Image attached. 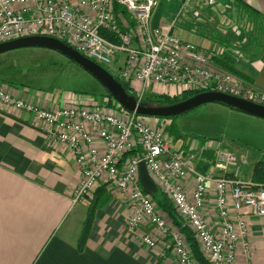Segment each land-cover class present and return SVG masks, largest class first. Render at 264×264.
<instances>
[{
    "label": "built area",
    "instance_id": "built-area-1",
    "mask_svg": "<svg viewBox=\"0 0 264 264\" xmlns=\"http://www.w3.org/2000/svg\"><path fill=\"white\" fill-rule=\"evenodd\" d=\"M159 4L160 0H0V43L27 36L61 39L106 69L117 63L116 77L134 87L138 83L140 101L146 87L169 93L178 86L264 105V91L214 64L215 51L182 36L179 17L186 2L170 20L162 18L156 24ZM106 102L47 107L0 86L1 104L30 113L51 144H64L74 153L81 171L74 203L85 201L105 183L125 195L130 232L153 226L141 235L143 244L154 248L162 243V256L173 253L171 264H201L184 231L144 191L139 169L144 162L210 264H235L240 246L249 252L244 210L264 216V186L241 178L239 155L218 148L208 169L199 171L195 154L173 148L168 123ZM211 194L216 222L205 213Z\"/></svg>",
    "mask_w": 264,
    "mask_h": 264
},
{
    "label": "crops",
    "instance_id": "crops-1",
    "mask_svg": "<svg viewBox=\"0 0 264 264\" xmlns=\"http://www.w3.org/2000/svg\"><path fill=\"white\" fill-rule=\"evenodd\" d=\"M213 1L215 4L207 11L193 12L202 8V0H194L197 6L193 9L190 0H167L161 19L170 20L186 2L179 17L182 36L215 51L214 64L225 68L218 62L224 60L234 68L229 71L264 91V0ZM171 7L175 14L170 18ZM0 86L47 107L78 101L52 98L8 79H0ZM172 137L173 148L196 155L197 168L202 172L214 159L215 150L226 148L211 146L206 140L177 145L180 137ZM234 152L241 164L248 162L247 153ZM243 170L242 165L241 178L251 181L252 169L247 176ZM80 178L74 153L66 145L51 144L34 125L30 113L0 103V264L172 263L171 251L161 255L162 243L149 248L141 242V235L150 232L153 226L146 225L138 232L127 229L126 197L107 184L110 200L95 210L87 239L81 246L79 240L90 200L105 183L85 201L74 203L72 194ZM244 211L250 229V250L247 252L240 246L235 264H264V216ZM205 213L212 222L218 221L213 194Z\"/></svg>",
    "mask_w": 264,
    "mask_h": 264
},
{
    "label": "rangeland",
    "instance_id": "rangeland-1",
    "mask_svg": "<svg viewBox=\"0 0 264 264\" xmlns=\"http://www.w3.org/2000/svg\"><path fill=\"white\" fill-rule=\"evenodd\" d=\"M202 1L203 9H196L193 12L207 11L215 4L213 0ZM190 3H193L190 9L197 6L194 0H190ZM171 10L168 12L170 18L173 16L174 7H171ZM196 23L198 22L194 24ZM106 67L113 75H118L117 63ZM0 79L25 84L33 91L62 100L78 99L104 105L108 99L106 88L90 72L61 52L44 47H27L1 53ZM142 89L141 87V91ZM182 90L181 87L175 86L169 94L172 92L179 94ZM143 92L144 101H149L161 93L151 87H146ZM162 120L168 124L172 122L169 118ZM174 121L175 126L169 137L173 141L172 136H175V132L180 134L177 145L182 143L193 145L206 140L214 147L224 146L239 153L243 151L247 153L248 162L242 164L245 170L242 173L245 176L250 173L254 163L263 156V118L221 103H206L178 115Z\"/></svg>",
    "mask_w": 264,
    "mask_h": 264
},
{
    "label": "water",
    "instance_id": "water-1",
    "mask_svg": "<svg viewBox=\"0 0 264 264\" xmlns=\"http://www.w3.org/2000/svg\"><path fill=\"white\" fill-rule=\"evenodd\" d=\"M27 47H44L61 52L97 78L113 99L122 107L141 115L166 118L187 113L206 103H221L230 108L264 119L263 104L218 91L200 92L170 105H153L140 101L135 95L129 94L123 82L104 66L83 55L67 42L51 36H27L1 42L0 54ZM139 169L144 191L156 194L159 188L150 177L144 162L140 163Z\"/></svg>",
    "mask_w": 264,
    "mask_h": 264
},
{
    "label": "trees",
    "instance_id": "trees-1",
    "mask_svg": "<svg viewBox=\"0 0 264 264\" xmlns=\"http://www.w3.org/2000/svg\"><path fill=\"white\" fill-rule=\"evenodd\" d=\"M166 4H167V0H162V2L160 3L158 11L156 13V17H155L156 18V20H155L156 24L160 22L161 17L164 14ZM218 62L220 63V65H222L226 69L234 71V68L232 66H230L227 62H224V60H218ZM122 82L125 85L128 93L131 95H135L138 98L136 87H134L132 85V83H130V82H125V81H122ZM197 93H199V92L198 91H192V90H184L180 95L169 94V93H159V94H156V96L153 99H150L149 101H144V100H141V101H144L147 103L150 102L149 104H153V105H170V104L176 103L180 100L189 98V97H191ZM107 96H108V104L109 105L122 107L116 100L113 99V97L108 93V91H107ZM175 117H177V116L166 117V118L165 117H159L162 119L169 118L172 120V122L167 126V132L169 133V135H170V133H172L171 130H173V128L175 126V121H174ZM174 132L175 131H173V134H174ZM174 137L179 138L180 134L175 132ZM251 181L262 184L264 186V153H263V156L260 159H258L252 167ZM152 195H153V198L157 201L159 207L163 211H165L167 214H169L172 221L184 231V233H185V235H186V237H187V239H188V241L192 247L193 254L196 257V259L201 264H210L208 259L201 253L194 233L185 224L184 219L177 214L176 209H175L174 205L172 204L171 200L169 199V197L167 196V194L164 193L161 189H159V191L156 194H152ZM110 197H111V195L107 189L106 184H102L96 190L93 197L91 198L90 204H89V209H88V216H87V219H86V222L84 225L83 234L79 240L81 246L84 244V242L87 239V236H88V233H89L92 221H93L95 210L98 207L104 206L110 200Z\"/></svg>",
    "mask_w": 264,
    "mask_h": 264
},
{
    "label": "flooded vegetation",
    "instance_id": "flooded-vegetation-1",
    "mask_svg": "<svg viewBox=\"0 0 264 264\" xmlns=\"http://www.w3.org/2000/svg\"><path fill=\"white\" fill-rule=\"evenodd\" d=\"M181 101V100H180Z\"/></svg>",
    "mask_w": 264,
    "mask_h": 264
}]
</instances>
